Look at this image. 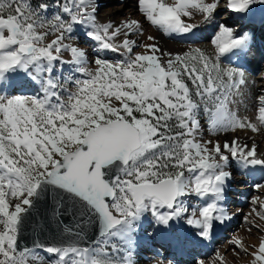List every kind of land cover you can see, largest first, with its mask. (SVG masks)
Listing matches in <instances>:
<instances>
[{"label":"snow or ice","instance_id":"snow-or-ice-1","mask_svg":"<svg viewBox=\"0 0 264 264\" xmlns=\"http://www.w3.org/2000/svg\"><path fill=\"white\" fill-rule=\"evenodd\" d=\"M136 3L151 25L187 34L196 25L182 18L199 13L210 20L221 0ZM258 3L264 0H224V8L248 14ZM54 6L60 12L48 16L47 3L0 0V264H134L135 234L146 215L165 228L183 220L198 229L199 238L211 239L214 226L230 218L223 203L230 160L264 166L255 144L201 136V115L215 134L264 132V95L257 97L253 119L238 116L230 105L245 72L219 64L225 53H246L252 37L220 24L212 40L215 56L199 48L164 53L153 36V43L139 45L145 51L136 52L130 37L143 34L139 20L101 24L96 0H56ZM77 26L88 29L85 35L101 51L123 59L97 53L89 67L86 51L72 43L79 39L73 35ZM49 36L55 38L46 42ZM65 52L71 59H64ZM18 71L39 82L36 96L3 90ZM117 163L118 172L106 180L104 169ZM189 196L206 202L190 207ZM38 201L47 202L44 213ZM76 208L87 211V221L74 223L80 219L73 216ZM45 214L56 230L54 242L37 238L32 247L52 258L30 259L19 238L26 223L46 232ZM257 215L264 219V201ZM97 221L103 239L86 241L81 226ZM234 244L251 257L250 264H264V240L258 247ZM152 264L175 262L157 253ZM212 264H224L223 257L217 253Z\"/></svg>","mask_w":264,"mask_h":264},{"label":"bare ground","instance_id":"bare-ground-1","mask_svg":"<svg viewBox=\"0 0 264 264\" xmlns=\"http://www.w3.org/2000/svg\"><path fill=\"white\" fill-rule=\"evenodd\" d=\"M106 1L108 3L107 5H105L106 7L102 8L103 6L101 5L99 11L97 10V20L99 23L107 24L111 22L113 25L118 26L126 19H136L141 22L143 30H145L146 21H145L144 16L141 15L137 9L136 0H96V3L98 5L100 2V3H103L104 5ZM116 2L118 3V5H115ZM253 7L254 8L248 14L231 13L230 11L226 10L223 7L218 12V14L213 15V17L210 20H207L204 17H198L196 20H189L188 23H193L196 25V28L191 33H187V34L172 33L170 36L171 41L165 40L166 35L168 37L169 34L165 33L164 31H162L163 34L157 35L155 37L156 42L159 45V47L161 49L166 48L167 49L166 53H168V49H170L172 41L182 43V44H189V45L194 44V43H199V42H206V41L208 42L209 40L212 41L215 35L219 31L218 26L220 24H227L229 26L238 25V23L234 22L232 19L239 20L240 18L245 17L249 19V23L251 22L254 25H256V28L259 29V32L251 36L252 40L250 43V48L246 53L233 51L232 53H225L224 55H222L223 61L229 62L237 67L242 68L243 70L249 72L252 78H254L253 84L249 85L245 89L241 87L242 89L239 90V97L237 100V104L236 105H234L235 103L233 104V106H235L233 110L237 113L238 116L247 117L249 119L254 118L255 111H256V105H257V97L260 95H264V40L262 39V36H264V5H261L258 3L254 5ZM229 18L230 20H227ZM77 27L78 29H76L77 32L75 33V35L79 37V40L75 41L74 45L75 46L81 45L82 42L85 40L86 43H88L85 45L88 47H84L83 50L86 51L87 55L89 56L88 60L91 61V59L94 58L95 54L90 48H92L91 47L92 45L95 47L96 42L92 40H88L87 37L83 35L84 31H87L88 29L80 28L79 26ZM248 28L249 26H243L242 28L237 29V33L244 34L246 33ZM149 29L151 30V28ZM153 30L155 29L152 28V31ZM146 31L147 30H145L144 32L146 33ZM143 38H144L143 34L142 35L135 34L130 37V39H133L136 41L137 47L142 44ZM122 39H123L122 36L117 37L116 42L119 43L120 41H122ZM98 51H101V50H98ZM100 53L103 54V57L110 55L111 57L110 56L109 57L112 58L113 60L119 59L121 57L118 54L110 52V51H101ZM256 62L260 63V65H258L257 71L250 73L248 67L251 66L252 64L255 65ZM15 75L17 78L16 79L13 78V80L8 81V84H6V86L8 85L7 89L12 88L13 85H14L13 89H15L17 87L16 84L22 85V82H25L27 84L28 80L30 81V83H32V85L35 83V86H36V80H34L29 73L24 72V71H18V72H15ZM244 84L246 85V82ZM30 87L33 88L32 86ZM225 139H228V140L238 139L241 144H247L249 146H252L253 144H255L257 146L258 156L261 158H264V132H257L256 135H254L253 133L249 131H245L242 134L241 133L240 134L231 133V134L224 136L221 142H223ZM233 163H234L233 165L234 169H232L233 167L232 165H230V167L227 169L228 171L232 173L231 179L228 181V184H227V191L225 194V200L223 202L227 211H229L231 208L230 203L232 199L230 197L231 195H229L231 194L229 193V188L231 187L233 188V186L237 187L238 183H241L242 180L247 181L248 185L264 184V175H262L264 174V166L256 165V166L244 167L242 164L237 163L236 161H234ZM242 174L243 176L244 175L247 176L248 179L243 178ZM253 193H255V196L257 195V197H259L257 204L260 205V202L264 201V187H261L258 189L255 188ZM192 198H194V196H189L185 198L186 204L189 205L190 207L192 206L200 207L206 202L205 200H200L197 198V200L195 199L196 201L194 200L195 202L194 203L191 201ZM240 205H244V204H240ZM143 220H145L147 227L151 223H154L151 215H146V217ZM226 221L228 222V220ZM184 225L181 223V220L178 222H173L169 227L167 228L163 227L158 235H154L153 232H147L146 231L147 227L145 229L144 227L139 226V230L135 234L137 246L133 248L134 264H151L152 261L155 259L154 252L152 251L151 253H149V255L146 252L151 251L152 248L156 250V253H163L165 256H168V254H165V252L168 249H173V254H172L173 259L172 260H174L175 264H185L183 260L186 262V264L189 261H191L190 259L191 254L183 253V250H185L186 247L181 245L182 242L180 240L184 241L185 238L195 240L194 239L195 237H193L192 235L193 234L192 231L198 230V229L190 225H187V226L185 225L186 227H184ZM225 225L226 224L224 222L223 224L215 225L216 227L214 226L212 236H211L212 240H214V238L217 237V235L219 236L221 233H223L224 231L223 229H225V231H228L230 226H228L226 229L224 227ZM233 226L234 225H232L231 227ZM248 232H245L246 236L245 235L242 236L243 233H240V236L242 237V242H245V241L249 242L248 241V238H249L252 243L253 239L255 238L254 237L255 232H251L250 230ZM177 234L179 235L178 237H177ZM162 236H164V238ZM262 240H264V236ZM260 242L261 241L256 242L257 247L259 246ZM159 244L161 246H159ZM203 245L204 246L207 245L206 248H209V249L210 247L215 248V246H212V242L211 243L208 242V244H200V245L195 243L194 245L189 246V247L192 248L191 250L192 252H199V254L201 255L203 259L206 255H208V253L212 252L211 250L202 249ZM227 247L228 245L223 248L226 254L229 253L230 249H232L230 248V246L228 249ZM241 250L239 249L238 251H234L232 255L225 256L224 264H250L251 257L245 255L244 252ZM30 252H37V254L45 255V257L48 256L47 259L52 258V257H49V255L46 252H43L37 249H33ZM175 254H177L178 257L180 255L181 256L177 259L174 257Z\"/></svg>","mask_w":264,"mask_h":264},{"label":"rangeland","instance_id":"rangeland-1","mask_svg":"<svg viewBox=\"0 0 264 264\" xmlns=\"http://www.w3.org/2000/svg\"><path fill=\"white\" fill-rule=\"evenodd\" d=\"M55 2H56V0H31V3L33 4V6H37L40 3H47L49 5V9H48V13H47L48 16H52V15L56 14L57 12H60V10L54 6L55 5ZM168 2H172V0H168ZM107 4H108L107 1H106V3L104 5H103V3H100L99 2L97 10L99 11L101 5L103 6L102 8H104V7H106L105 5H107ZM115 5H118V3L116 2ZM108 6H110V5H108ZM223 7H224V0H221L220 6H219L216 14H214V15H217L218 12ZM61 14L63 15V13H61ZM198 17H203V16L201 14H199V13H196L195 16L192 19H189L187 17H184L182 19H185L186 22H189V20H196ZM235 26H237V25H231L229 27H232L233 28ZM149 28H151V30ZM152 28L155 29V30L152 31ZM76 29H78V27L74 28V31H73V35L74 36H76L75 35V33L77 32ZM145 30H147L146 33L144 32ZM145 30H143V32H144L143 33L144 38L142 39V44L153 43V41H149L148 40V37L149 36L156 37L157 35L163 34L162 33V31H163L162 29L158 28L157 26L151 25L147 21L145 22ZM154 31H156V32H154ZM137 35H139V34H137ZM170 36H171V34H169L168 37L166 35V39L165 40L166 41H171V37ZM249 36H252V35H249ZM54 38H55L54 36H49L48 39L46 40V42H51V40L54 39ZM78 40H74V41H72V43H75V41H78ZM154 42L157 44L156 39H155ZM171 43L172 44L170 46V49H168V53H172L174 55L177 54V53L183 54V53L189 52L190 50H194L196 48L201 49L207 55H210V56H215L216 55V53H215V46L213 45L212 41H210V40L208 42L207 41L206 42H199V43H194V44H191V45H189V44H182V43H178V42H174V41H172ZM85 44H88V43H86V41L84 40L81 45H77V46L83 49L84 47H88ZM91 47L92 48H90V49H92V51L94 52L95 55L98 53L101 57H103V54L100 53L101 51H98L100 49L97 46L94 47L92 45ZM162 50H163L164 53H166V50L167 49L165 48V49H162ZM134 51H136V52H143L145 50L142 49V48H140L138 46L136 49H134ZM65 53L63 54V56L65 57L64 59L65 60H68L69 58L71 59V57H69L70 54H68L67 52H65ZM109 56L110 55L105 56L103 58L113 60L112 58H110L111 56L110 57ZM120 58L123 59L122 56ZM92 60L93 59H91V61H89V67H94V65L92 64ZM116 60H118V59H116ZM113 61H115V59ZM219 64H220V67H222V68H228V67L240 68V67H237V66H235V65H233V64H231L229 62L223 61L222 56H220ZM258 65H260V63H258ZM66 68H67V66H66ZM244 72H245L244 79H245L246 85L245 84L239 85V90L242 89V88L245 89L246 87H248L249 85H251V84L254 83L253 82L254 81V78H252V76L249 74V72H247L245 70H244ZM250 73H251V71H250ZM68 74L69 73L67 71H65L64 75H68ZM13 78H15V79L17 78L16 75H15V73H13L9 77L8 81L13 80ZM8 81L6 82V84H8ZM36 83H37V85L34 87V85H32V83H30V81L28 80L27 81V84L25 82H22V85L21 84H19V85L17 84V87L15 89H12V88H8L7 89L8 85L7 86L5 85L3 90H5V92L8 95H10V96H24V97L36 96L39 93V91H40V84H39L38 81H36ZM30 86H32L33 88H31ZM69 87H71V86L69 85ZM238 97H239V93L235 97H233V99L235 100V104L234 105L237 104ZM230 107L233 109L235 106H233V104H232V105H230ZM201 123H202V127L204 129V131L201 133V136L203 137L204 140L216 141V140L219 139L220 141H222V139H223L224 136H226L228 134H231V133H236V134H240L241 133L242 134L245 131H249V132L253 133L251 130L237 129L234 132H227V133L221 132L219 134H215L209 128V126L207 124V118L204 117L203 115H201ZM253 134L256 135L257 133H253ZM233 162H234V160H230V163H229L228 168L230 167V165H232V166L234 165ZM232 169H234V166L232 167ZM262 175H264V174H262ZM242 176H243V174H242ZM243 178L248 179V177L245 176V175L243 176ZM246 183H247V181L242 180L241 183H238L237 187L233 186V188L232 187L229 188V193H231L229 195H231L230 197L232 199H231V203H230L231 206L229 204V206L231 208H230L229 211H227V213H228V215H229L230 218L227 219L228 222L225 221V224L226 225L224 226L226 229H227L228 226H230L229 229H228V231H225V229H223L224 230L223 233H221L219 236L217 235V237H215L214 240H212V239L202 240V241L199 240V241H201L200 244H208V242L209 243L212 242V246H215V248L212 247V249H211L212 252L211 253H208V255H206L203 258V260L205 261V264H206V262H207V264H212V261L216 258L217 253L219 254L220 257H223V260L225 261V259H224L225 256L232 255V253L234 251H238L240 248H238L234 244V241L235 240H240L242 242V237L240 236V233H243L242 236H244L245 235V232H248L250 230L251 232H255L257 234L256 235L254 233V237L256 238L257 241L254 238L253 241H252V243H251V240L248 238V241L249 242H247V241L242 242L245 247H249V246H253V245L257 246V243L256 242L262 240V238L264 236V219H261L260 216L257 215V211L260 210V205L257 204V203L256 204H253L251 202L254 197H257V195L255 196V193H253V191L255 189L254 188L255 185H248V183L247 184ZM195 199L197 200V198L194 197V198L191 199V201L194 202ZM240 204H244V205H240ZM253 209H256L257 211H253ZM245 217H247V219H245ZM142 222L140 224V227H145L144 226L145 220H142ZM181 223L183 225L185 224L186 226L188 225L183 220H181ZM185 225H184V227H186ZM232 225H234V226L231 227ZM149 226H148L147 229L145 228L147 232H152L153 231L152 229H155L156 228V227H153V225H151L150 227ZM194 231L197 232L198 230H193L192 231L193 234L196 235V232H194ZM178 234H177V237L179 236ZM180 241L181 242H184L185 244H187L189 246H192L195 243H197V240L196 239L195 240H192V239H189V238H185L184 241L183 240H180ZM159 242H161V241H159ZM116 243L118 245H120L121 247H123V245L121 244L120 241L117 240ZM227 245H228L227 249L229 248V246L232 249H230L229 253L226 254L224 252L223 248L226 247ZM159 246H161V245L159 244ZM155 248H157V247H155ZM227 249H225V250H227ZM152 251L154 252V256L156 258L157 253H156V250H154V248H152L151 251H148L146 253L149 255V253H151ZM186 253L191 254L190 255L191 261H189L191 263L188 262L187 264H193V262H194L195 259H202L201 256H198L195 252H192L191 250H189V251L186 250ZM165 254H168L169 258L170 259H173L172 258L173 249H168L165 252ZM32 255L40 256V257L44 258L45 261L47 260V257H48L47 255H46L47 257H45V255L37 254V252H30V257H29L30 259H31V256ZM193 255H195L197 258H193L192 257ZM183 262L186 264V262L184 260H183ZM33 264H36V262L33 261Z\"/></svg>","mask_w":264,"mask_h":264},{"label":"water","instance_id":"water-1","mask_svg":"<svg viewBox=\"0 0 264 264\" xmlns=\"http://www.w3.org/2000/svg\"><path fill=\"white\" fill-rule=\"evenodd\" d=\"M119 170V165L117 164H113L108 166L107 168L104 169V173H105V179L106 180H111L113 175L116 174ZM38 206L41 207V212L44 213L45 209L44 207H47V202L46 201H38ZM66 209H67V205H66ZM77 214H80V219H76L74 221V223L76 224H80L81 219H83L84 221L88 220V213L86 210L81 209V208H76L73 212V216H76ZM65 223L68 224L69 226H71V224L73 223V221H70L69 217H65ZM45 224L47 227V231L46 232H39L37 230H34L33 226L30 224H25L21 236L19 238V245H20V249L23 250L24 248H29L30 251L33 250L34 248L32 247L33 244L35 243V241L37 240V238H39V240L41 242L44 243H49V242H54L53 238L56 235V230L52 227L51 224H49L47 222V216L45 214ZM80 231H82L83 233H85V240L86 241H93V240H100L101 237L99 236V224L98 221L95 223H85L84 225L81 226ZM68 237H65V240H67ZM74 239V238H73Z\"/></svg>","mask_w":264,"mask_h":264}]
</instances>
